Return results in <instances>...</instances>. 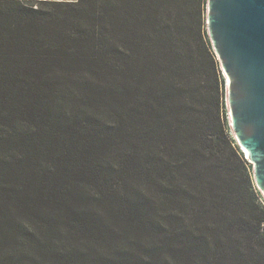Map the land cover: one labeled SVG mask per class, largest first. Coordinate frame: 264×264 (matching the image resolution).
<instances>
[{"label":"trees","instance_id":"1","mask_svg":"<svg viewBox=\"0 0 264 264\" xmlns=\"http://www.w3.org/2000/svg\"><path fill=\"white\" fill-rule=\"evenodd\" d=\"M207 0H0V264H264Z\"/></svg>","mask_w":264,"mask_h":264},{"label":"water","instance_id":"2","mask_svg":"<svg viewBox=\"0 0 264 264\" xmlns=\"http://www.w3.org/2000/svg\"><path fill=\"white\" fill-rule=\"evenodd\" d=\"M206 21L227 78L230 127L264 195V0H207Z\"/></svg>","mask_w":264,"mask_h":264},{"label":"rangeland","instance_id":"3","mask_svg":"<svg viewBox=\"0 0 264 264\" xmlns=\"http://www.w3.org/2000/svg\"><path fill=\"white\" fill-rule=\"evenodd\" d=\"M207 12V11H206ZM206 28H207V21H206ZM222 76L224 78V88H223V103H222V108H221V112L223 114L226 115V118H227V121L230 123V120H229V109H228V106H227V78L225 76V74L222 72ZM230 134L235 138L233 132H232V129H230ZM241 148V147H240ZM242 149V148H241ZM243 150V149H242ZM245 154V153H244ZM251 172H252V175H253V168H251ZM254 178V177H253ZM255 184V182H254ZM256 186V184H255ZM257 188V186H256ZM257 191L260 192V199H261V202L264 203V195L262 194V192L257 188Z\"/></svg>","mask_w":264,"mask_h":264}]
</instances>
